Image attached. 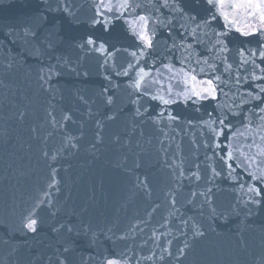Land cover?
Segmentation results:
<instances>
[{
    "label": "water",
    "instance_id": "water-1",
    "mask_svg": "<svg viewBox=\"0 0 264 264\" xmlns=\"http://www.w3.org/2000/svg\"><path fill=\"white\" fill-rule=\"evenodd\" d=\"M182 6L205 15L202 2L184 0ZM93 13V0H0V264H104L107 258L127 264H264V202L245 208L238 184L208 182L216 161L203 146L201 118L208 119L216 103H231V93L206 102L200 112L172 105L163 117L164 106L141 98L148 111L140 107L143 114L137 115L130 77L115 74L131 58L118 52L105 64L91 46H79L91 35L133 51L134 40L122 21L107 33L93 28ZM166 38L160 31L154 55L163 57ZM243 45L254 48L256 40L233 33L230 47ZM254 59L260 63L259 56ZM246 69L242 76L252 65ZM256 83L264 81L251 87ZM232 84L239 103L250 84ZM169 113L180 119L169 121ZM209 187L216 214L199 195ZM34 210L33 233L24 222ZM193 222L205 235L193 236Z\"/></svg>",
    "mask_w": 264,
    "mask_h": 264
},
{
    "label": "snow or ice",
    "instance_id": "snow-or-ice-1",
    "mask_svg": "<svg viewBox=\"0 0 264 264\" xmlns=\"http://www.w3.org/2000/svg\"><path fill=\"white\" fill-rule=\"evenodd\" d=\"M195 2L204 4L205 15L186 12L182 6L184 0H93L94 13L90 20L91 26L93 28L99 26L107 33L117 21H122L126 25V31L134 40L135 50L109 46L107 42H98L91 35L79 46H91L106 57L105 64L118 52H124L131 58L126 59L120 66L121 71L115 74L130 77L128 87L136 93L133 103L139 105L136 110L137 115L143 114L140 112V107H144L145 112L148 111L147 106L139 104L141 98L156 102L158 107L164 106V110L159 113V116L163 117L172 105H193L195 110L200 112L206 102H217L222 94L229 97L231 93V103H216L213 111L206 113L208 119L201 118L207 133L203 146L212 152L208 158L216 161V164L209 166L211 174L208 182L223 179L238 184L246 197L238 202L245 208L250 204L259 206L264 202V83H256L253 88L250 82L264 81V75L256 74L257 70L264 73L262 66L264 65V0H195ZM162 9L167 10L168 15H165ZM64 11L68 12V9L64 8ZM178 19L183 21L179 24V28H177ZM160 31L167 32L162 58L154 55L157 53L156 44L160 43L157 39ZM233 33H238L244 38H255L256 46L251 48L243 45L233 49L230 47V37ZM26 35L35 39L37 33L27 32ZM204 37L212 40L210 45ZM233 51L235 56L231 62H228ZM206 53H215V55H205ZM257 56L260 58L259 64L254 59ZM142 61L145 67L138 68ZM157 63L159 67L156 66ZM177 63L180 67L176 66ZM234 64L235 73H233ZM249 64L252 65V71L249 75L242 76L240 71L242 69L246 71V66ZM221 65H223L222 72ZM11 66L9 64L8 67ZM49 71L52 69L50 68ZM133 72H135L134 76L131 75ZM233 80L235 85H241L242 82L250 84L251 90L239 97V103L236 100L237 93L231 92ZM225 88L229 91L225 92ZM108 103H112L111 97L108 98ZM246 105L251 107L245 108ZM64 119L68 120L70 116L65 115ZM167 119L178 121L180 118L169 113ZM237 119L238 124L233 123V120ZM153 122L159 121L154 119ZM253 148L256 149L255 152L251 151ZM217 164L219 167L216 166ZM241 172L249 178L248 182H241ZM192 176L197 181L201 179L198 172L192 173ZM210 193H212L211 187L199 195L205 197L211 212L216 214V208L211 206ZM192 195L195 196L197 193L193 192ZM43 203L44 201L39 202L40 205ZM175 203L173 199L172 204ZM35 217L34 210L25 217L24 222V227L33 233L37 231L38 226V219ZM183 223L187 225L188 221ZM191 228L194 237L205 235L200 230L199 224L193 222ZM68 231H72V228L69 227ZM185 247L190 245L185 243ZM64 251L68 249L65 248ZM179 252L183 254L184 249H179ZM168 254L171 255L170 252ZM60 264L64 262L60 261ZM104 264H127V261L107 258Z\"/></svg>",
    "mask_w": 264,
    "mask_h": 264
}]
</instances>
